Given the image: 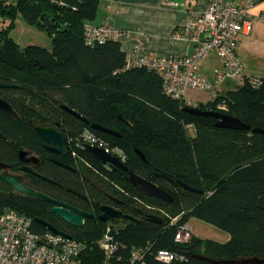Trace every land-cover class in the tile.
<instances>
[{"label": "trees", "instance_id": "obj_1", "mask_svg": "<svg viewBox=\"0 0 264 264\" xmlns=\"http://www.w3.org/2000/svg\"><path fill=\"white\" fill-rule=\"evenodd\" d=\"M102 1L0 0V18L9 20L0 26V83L15 85L1 87L0 92L18 113L0 110V163L16 166L18 151L30 149L43 159L38 168L42 175L88 199L39 177L27 179L28 186L84 209L96 201L92 212L97 215L105 204L133 216L134 220L118 225L126 252L149 244L153 251L169 249L186 255L165 263L150 253L146 264H218L196 254L214 260L252 256L264 260V132L255 131L264 129V78L255 85L247 77L237 88L199 103L200 109L221 111L251 126L218 127L216 117L185 111L186 100L168 95L157 71L129 67L118 39L86 41V24L96 20ZM18 16L45 30L52 48L21 47L10 35ZM31 120L58 127L70 142L69 154L50 152ZM88 132L97 137L96 144L120 151L124 156L120 160L131 171L168 191L173 201L145 194L127 180L125 172L98 161L87 149ZM51 206L0 179V211L14 209L28 215L39 231L48 229L38 219L65 230L87 243L86 264H102L105 256L97 240L108 223L97 216L74 227L56 217ZM151 215L162 221L151 220ZM193 218L226 231L229 240L194 235L187 242L176 241L178 229Z\"/></svg>", "mask_w": 264, "mask_h": 264}, {"label": "built area", "instance_id": "obj_2", "mask_svg": "<svg viewBox=\"0 0 264 264\" xmlns=\"http://www.w3.org/2000/svg\"><path fill=\"white\" fill-rule=\"evenodd\" d=\"M258 0H211L204 11H198L183 27L177 28L173 36L176 40L191 43L194 50L189 55H159L150 59L128 57L129 67H147L157 71L163 78L165 92L178 99L186 100L187 106L198 108L187 98L191 89L208 91L215 99L221 93L222 85L229 80L244 82L247 76L244 64L237 53L243 33L253 29L252 9ZM179 6L181 3L172 2ZM86 41L90 44L118 39L125 31L113 27L108 21L89 22L85 27ZM215 52L222 68L213 81L200 72L199 63ZM250 83L260 84L261 80L250 77ZM192 128V125L190 126ZM87 143L95 146L97 137L85 134ZM103 147V146H101ZM106 148V147H104ZM106 150L124 159L123 154ZM119 224L108 223L97 240L105 259L102 264H146L150 253L159 261L170 263L185 259L186 255L169 249L153 251L149 244L130 247L121 240ZM195 235L190 224H183L175 235L178 242H187ZM87 243L75 238L57 234L51 230L39 231L33 226V219L14 209L0 211V264H86Z\"/></svg>", "mask_w": 264, "mask_h": 264}, {"label": "crops", "instance_id": "obj_3", "mask_svg": "<svg viewBox=\"0 0 264 264\" xmlns=\"http://www.w3.org/2000/svg\"><path fill=\"white\" fill-rule=\"evenodd\" d=\"M211 0H103L100 12L94 23L108 21L113 27L125 31L118 40L128 57L150 59L159 55H189L194 50L191 43L176 40L173 36L177 28L186 25L198 11H204ZM179 2L181 5H172ZM253 29L243 33L237 53L244 64L247 77L264 78V0H258L252 9ZM21 18V17H20ZM0 26L9 20L0 18ZM222 68L220 58L215 52L199 63V69L209 80L215 79L216 72ZM243 82L229 80L221 87L224 94ZM204 96L187 95L194 103H206L210 93Z\"/></svg>", "mask_w": 264, "mask_h": 264}, {"label": "water", "instance_id": "obj_4", "mask_svg": "<svg viewBox=\"0 0 264 264\" xmlns=\"http://www.w3.org/2000/svg\"><path fill=\"white\" fill-rule=\"evenodd\" d=\"M15 85L13 84H2L0 83V87H13ZM63 108L70 112L71 114L75 115L78 118L86 120L81 114H79L74 109L68 107L67 105H63ZM0 110L5 112L8 115H16L18 116V113L12 106L10 102L7 100L0 98ZM185 111L196 114V115H206V116H213L216 117L218 120L216 122V125L218 127H224V128H232V129H250L251 126L246 124L244 121H242L238 117H234L231 115H228L227 113L216 111V110H203L196 107H190L187 106L185 108ZM30 124L33 125L34 131L41 136L46 142L49 144V149L60 154L66 155L68 153V150L70 148V144L68 139L64 136V134L58 129L56 126H45L43 124L36 123V121L31 120ZM93 128L100 129L106 133L118 135L119 133L112 130L105 128L101 125L93 124ZM255 131H261L264 132V129H255ZM87 149L94 155V157L100 161L103 164H110L117 170L121 172L126 173V178L128 181H130L136 188H138L140 191L144 192L145 194L149 196L159 197L165 201L172 202L173 196L157 184L143 178L142 176L138 175L134 171H131L128 167V165L124 164L118 156H115L111 153H109L106 148L101 146H95L91 144H87ZM138 153L142 156V158L145 159V155L138 151ZM21 159L22 161L30 164H26L21 167V170L27 173H34L38 175L39 177L53 182L60 184L56 182L55 180L46 177L36 171L33 165H37L41 160L35 156L34 154L30 153L29 151H22L21 152ZM38 159V161H36ZM5 168H7V165H3ZM0 179L9 184L10 186L24 192L25 194L31 195L33 197H36L41 200L48 201L53 204L51 210L55 214L59 215L63 219L67 220L68 222L76 225L81 226L84 223V217H91L92 214L86 211H83L79 208L73 207L70 204H68L65 201L56 199L42 191H38L30 186H27L24 182V177L22 174H15L11 172H4L0 174ZM63 186L62 184H60ZM185 187L203 193L202 190L194 189L189 187L188 185H184ZM99 219L105 223H112V224H124L128 221L134 220V217L124 213L120 208L112 206V205H105L102 207V214L99 216ZM151 220L161 222L162 219L157 215H151ZM40 223H42L47 229L57 233L62 234L68 237H71L72 235L61 231L51 223L43 220L38 219ZM196 257L204 260L211 261L213 263L218 264H255V263H263L264 260L258 256H252L247 258H241L238 260H214L208 257H205L203 255L196 254Z\"/></svg>", "mask_w": 264, "mask_h": 264}, {"label": "rangeland", "instance_id": "obj_5", "mask_svg": "<svg viewBox=\"0 0 264 264\" xmlns=\"http://www.w3.org/2000/svg\"><path fill=\"white\" fill-rule=\"evenodd\" d=\"M20 17L21 16L17 17L16 25L10 31V35L20 44L21 47L24 48L31 44H37L52 48L51 38L45 30L29 24L23 17ZM203 91L204 90L191 89L188 92V96L189 94L194 96H204ZM190 131L194 134L193 128H191ZM187 223L192 226L195 235L202 238H211L220 242H226L230 238L229 233L208 222L193 218Z\"/></svg>", "mask_w": 264, "mask_h": 264}, {"label": "flooded vegetation", "instance_id": "obj_6", "mask_svg": "<svg viewBox=\"0 0 264 264\" xmlns=\"http://www.w3.org/2000/svg\"><path fill=\"white\" fill-rule=\"evenodd\" d=\"M1 88V87H0ZM0 98H3V99H5L2 95H1V92H0ZM6 100V99H5ZM9 102V101H8ZM16 116V115H15ZM35 121V120H34ZM36 123H38L37 121H36ZM39 124H42V123H39ZM33 126V125H32ZM45 126H47V125H45ZM34 128V127H33ZM59 129V128H58ZM60 130V129H59ZM2 134H1V132H0V136H1ZM41 137V136H40ZM43 139V138H42ZM44 140V139H43ZM45 141V140H44ZM69 141V140H68ZM46 142V141H45ZM69 144H70V142H69ZM46 147H47V149L50 151V152H52L53 154H56V155H62V156H67L68 154H69V152H70V148H71V145H70V148H69V150H68V153L66 154V155H64V154H60V153H56V152H54V151H52V150H50L49 149V144H48V142H46V145H45ZM24 150H26V151H29L30 153H32V154H34L35 156H37L41 161L37 164V165H33L34 166V168L36 169V171L38 172V173H40L39 171H38V168L42 165V163H43V159L40 157V156H38L37 154H35L32 150H30V149H20L19 151H18V160H16V163H17V165L16 166H13L12 164H10V163H6V162H1L0 163V174H2V173H4V172H6V171H8V172H11V173H15V174H22L23 175V177H24V182H25V184L27 185V182H26V180L27 179H32L33 177H39L38 175H36V174H34V173H27V172H24V171H22L21 170V167L22 166H24V165H26V164H30V163H26V162H24V161H22V157H21V152L22 151H24ZM53 160H55L54 158H52ZM36 161H38V159H36ZM3 165H7V168H5ZM71 168V167H70ZM41 174V173H40ZM39 178H41V177H39ZM28 186V185H27ZM12 187V186H11ZM62 187V186H61ZM14 188V187H13ZM33 188V187H32ZM14 189H16V188H14ZM63 189H65V190H67L68 192H70V193H72V194H74V195H77V196H81V197H83V198H85V199H88L86 196H84V195H82L81 193H79L78 191H76V190H74L73 188H70V187H66V186H63ZM17 191H19V192H22V191H20V190H18V189H16ZM39 191V190H38ZM22 193H24V192H22ZM92 202H90V203H92L91 204V207L90 208H88V209H84V208H81V207H79V206H77V205H72L71 203H68V204H70L71 206H73V207H76V208H79V209H81V210H83V211H86V212H89V213H91L92 214V216L91 217H84V223H83V225L87 222V220H89V219H95L97 216H98V219H99V216L102 214V207L103 206H105V204H103V205H101V213H100V215L98 214H94L93 212H92V210H96L97 209V204H98V202H96V201H93V200H91ZM66 202V201H65ZM112 206H115V205H112ZM115 207H117V206H115ZM51 208H52V206H51ZM55 214V213H54ZM55 216L56 217H58V218H62V217H60L59 215H57V214H55ZM58 218H55L57 221H59L60 223H62L63 225L62 226H65L66 225V223L64 222V221H66V222H68L67 220H65V219H63V220H58ZM69 224H71L72 226H74V227H81V226H83V225H81V226H76V225H74V224H72V223H70V222H68ZM66 226H68V225H66ZM58 229H60L61 231H65V230H62L61 228H59V227H57ZM66 232V231H65Z\"/></svg>", "mask_w": 264, "mask_h": 264}]
</instances>
